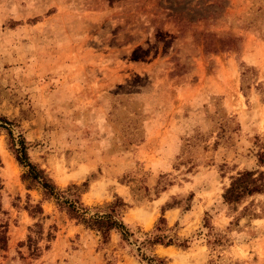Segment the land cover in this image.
Masks as SVG:
<instances>
[{"label":"rangeland","instance_id":"rangeland-1","mask_svg":"<svg viewBox=\"0 0 264 264\" xmlns=\"http://www.w3.org/2000/svg\"><path fill=\"white\" fill-rule=\"evenodd\" d=\"M0 116L58 190L92 212L120 200L133 233L104 244L70 219L0 129V264H264V193L222 203L264 173V0H0ZM161 217L187 249L141 244Z\"/></svg>","mask_w":264,"mask_h":264},{"label":"trees","instance_id":"trees-1","mask_svg":"<svg viewBox=\"0 0 264 264\" xmlns=\"http://www.w3.org/2000/svg\"><path fill=\"white\" fill-rule=\"evenodd\" d=\"M12 128L13 123L5 117L0 116V129L6 131L8 135L9 150L18 165L26 169L23 179L28 180L30 186L40 188L45 199L54 200L58 207L66 212L70 219L82 224L88 230L97 232L102 239V243L105 244L108 242L111 232L118 233L122 241L129 242L133 237V233L124 223L121 215L117 212V209L123 205L119 202L120 200H116L114 204L109 205L107 211L92 212L81 203L78 186L72 185L65 191L58 190L46 172L31 162L28 154V142L21 133L15 136ZM258 158L259 165L263 166L264 153L259 154ZM256 174L257 173L254 171H243L232 177L229 187L226 188L222 194V203L234 208L235 205L241 204L253 195L263 194L264 173L260 172L257 176ZM2 190L3 185L0 179V247L3 249L7 244L8 223L2 218V216L5 215L2 204ZM25 210L28 211L32 218L42 217L43 215V211L39 204L34 206L28 204ZM41 219H43V217ZM164 223L165 220L161 217L157 226H155L156 233L154 235H149L141 244L145 245V247L161 245L164 247L177 246L187 249V242L177 244L175 239L162 233L164 230L160 227V224ZM29 233L26 246L29 251L31 249L33 252L34 249L37 251L38 247H36V242L37 239L42 236L40 225L36 223L33 228H29ZM34 236H36V238H34ZM52 238L51 234L47 235L48 241ZM46 249H48V246H46ZM140 250V248H137L138 252H141ZM141 256L143 258L142 261L146 262V264H167L163 259L154 257L147 258L144 254H141Z\"/></svg>","mask_w":264,"mask_h":264},{"label":"crops","instance_id":"crops-1","mask_svg":"<svg viewBox=\"0 0 264 264\" xmlns=\"http://www.w3.org/2000/svg\"><path fill=\"white\" fill-rule=\"evenodd\" d=\"M169 213H172V209H171V210H169Z\"/></svg>","mask_w":264,"mask_h":264}]
</instances>
